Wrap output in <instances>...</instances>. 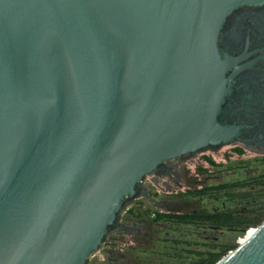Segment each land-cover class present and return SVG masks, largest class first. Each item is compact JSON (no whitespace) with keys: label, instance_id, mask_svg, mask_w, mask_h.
<instances>
[{"label":"water","instance_id":"water-1","mask_svg":"<svg viewBox=\"0 0 264 264\" xmlns=\"http://www.w3.org/2000/svg\"><path fill=\"white\" fill-rule=\"evenodd\" d=\"M264 0H0V264H85L165 160L231 142L227 16ZM215 264H264V221Z\"/></svg>","mask_w":264,"mask_h":264},{"label":"flooded vegetation","instance_id":"flooded-vegetation-1","mask_svg":"<svg viewBox=\"0 0 264 264\" xmlns=\"http://www.w3.org/2000/svg\"><path fill=\"white\" fill-rule=\"evenodd\" d=\"M217 45L219 58L226 61L227 67L226 99L218 120L232 129L231 142L207 146L165 160L151 174L146 175L137 185L135 195L125 202L131 205L127 208V216L121 217L119 213L114 224L106 232L104 240L110 237L113 242H102L85 264H151L144 259V255L152 246L143 241L155 236L156 230L149 227L150 223L146 222L145 215L141 218V222H144L137 223L139 218L133 217L129 212L131 209H137L143 214L148 205L169 209L159 220L170 225L182 224L174 220L176 215H193L192 222L184 224L200 227L204 231L227 229L234 232L242 229L215 223L211 218H225L224 214H231L234 218L245 216L251 211L246 206L229 210L223 201L222 207L211 212H198L197 209L189 214L177 212L187 208L189 199L200 202L203 198L220 199L222 196L238 204L256 203L257 188L264 189L263 173L231 183L203 185L210 177L207 175L211 171L208 166L218 167V163L210 156L220 155L224 148L226 159L233 155L238 160L237 170L242 169L246 152L264 156V5L241 6L231 12L220 30ZM200 184L201 187H198ZM226 184H236L231 188L234 195L226 194L230 190L226 189ZM247 191H251L255 197L245 200L243 195ZM125 240H134L136 243H125Z\"/></svg>","mask_w":264,"mask_h":264},{"label":"rangeland","instance_id":"rangeland-1","mask_svg":"<svg viewBox=\"0 0 264 264\" xmlns=\"http://www.w3.org/2000/svg\"><path fill=\"white\" fill-rule=\"evenodd\" d=\"M220 153V155L214 154L210 156L215 163H218V167L212 165L208 166L211 171H209L207 175L210 177L203 185L211 186L223 182L231 183L232 181H240L250 176L254 177L261 173L264 174V156H256L254 153L246 152L244 162L241 161L244 165H242L243 167H241V170H237V163L239 162L235 156L232 155L230 158L228 157V159H226V148ZM219 176L220 178H217ZM198 187H201V184L198 185ZM249 189L250 188H248V190ZM255 194L257 197L256 203L251 202L249 204L245 202L238 204L236 201L228 200L226 197L224 198L222 196L220 199L203 198L200 202L198 200L189 199L187 208L177 212L189 214L192 213L194 209H197L198 212H211L215 208L222 207L223 201H225L229 210L242 209L246 206L250 211L252 209H258L260 205H264V189L258 187ZM130 206V203L125 204L120 212L121 217L127 216V208ZM168 211L169 209L167 208L152 205H148L147 210L143 214L139 213L137 209H131L129 211L132 213L133 217L139 218L137 223H143L144 221L142 220L141 222V218L142 215H145L146 222L150 223L149 227L156 230L155 236H151L150 239L143 241L152 246L149 252L144 255V259L151 264L199 263L206 257L208 252L219 251L222 246L234 244L236 246L235 248H237L239 244L246 242L256 230L253 229L252 232L248 231L251 228L259 226L264 221L263 219L257 226H250L247 227V229H240L234 232L227 229L224 231H204L202 228H197L191 224L182 223L170 225L168 222L156 218L157 213H166ZM111 239L112 238L109 237L105 239L103 243L105 242L108 244L113 242ZM124 242L136 243L134 240H125ZM234 249L229 250L228 253Z\"/></svg>","mask_w":264,"mask_h":264},{"label":"trees","instance_id":"trees-1","mask_svg":"<svg viewBox=\"0 0 264 264\" xmlns=\"http://www.w3.org/2000/svg\"><path fill=\"white\" fill-rule=\"evenodd\" d=\"M233 186H236V184H226V189H230L226 194L231 196L234 195L231 188H233ZM200 192H204V191H200ZM243 198H245V200H250L252 198H254V196H252V192L251 191H247L245 195H243ZM257 198V197H255ZM264 205H260V207L258 209H252L250 211V213H248L245 216H241V217H232L231 214L226 215L224 214V216H226L225 218H217L216 216L214 218H211L215 223L221 224V225H225V226H237V227H242V229H247V227L250 226H257L259 225L264 217ZM165 216V214L163 213H157V218L162 219ZM171 215H168V217ZM173 217V216H172ZM175 219L174 220H178V222H182V223H191L192 220L194 219L193 215H176L174 216ZM204 218H202L203 220ZM206 220L209 218H205ZM210 219V220H211ZM236 246L233 245H225L220 247L219 251H210L207 253L206 257L204 259H202L199 263H194V264H215L220 258H222L224 255H226L228 253L229 250L234 249Z\"/></svg>","mask_w":264,"mask_h":264},{"label":"bare ground","instance_id":"bare-ground-1","mask_svg":"<svg viewBox=\"0 0 264 264\" xmlns=\"http://www.w3.org/2000/svg\"><path fill=\"white\" fill-rule=\"evenodd\" d=\"M254 233H255V232H254ZM254 233H253V234H254ZM244 243H245V242H244ZM241 244H243V243H241Z\"/></svg>","mask_w":264,"mask_h":264}]
</instances>
